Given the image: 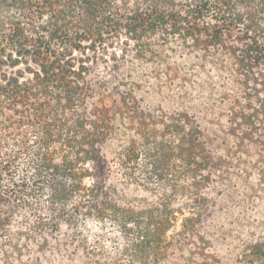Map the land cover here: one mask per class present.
Wrapping results in <instances>:
<instances>
[{
	"label": "trees",
	"instance_id": "16d2710c",
	"mask_svg": "<svg viewBox=\"0 0 264 264\" xmlns=\"http://www.w3.org/2000/svg\"><path fill=\"white\" fill-rule=\"evenodd\" d=\"M0 264H264V0H0Z\"/></svg>",
	"mask_w": 264,
	"mask_h": 264
}]
</instances>
